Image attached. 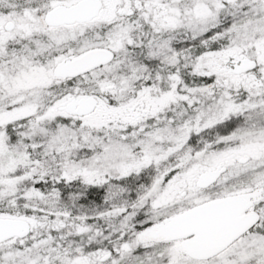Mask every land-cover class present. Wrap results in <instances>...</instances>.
Here are the masks:
<instances>
[{
    "label": "snow or ice",
    "instance_id": "6c2138e0",
    "mask_svg": "<svg viewBox=\"0 0 264 264\" xmlns=\"http://www.w3.org/2000/svg\"><path fill=\"white\" fill-rule=\"evenodd\" d=\"M0 264H264V0H0Z\"/></svg>",
    "mask_w": 264,
    "mask_h": 264
}]
</instances>
